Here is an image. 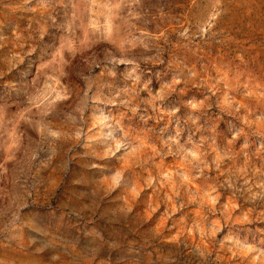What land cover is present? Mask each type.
Returning a JSON list of instances; mask_svg holds the SVG:
<instances>
[{
    "label": "rangeland",
    "instance_id": "obj_1",
    "mask_svg": "<svg viewBox=\"0 0 264 264\" xmlns=\"http://www.w3.org/2000/svg\"><path fill=\"white\" fill-rule=\"evenodd\" d=\"M0 264H264V0H0Z\"/></svg>",
    "mask_w": 264,
    "mask_h": 264
}]
</instances>
